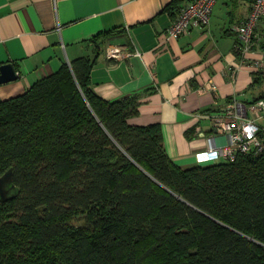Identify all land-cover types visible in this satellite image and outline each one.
Returning <instances> with one entry per match:
<instances>
[{"label": "trees", "instance_id": "trees-1", "mask_svg": "<svg viewBox=\"0 0 264 264\" xmlns=\"http://www.w3.org/2000/svg\"><path fill=\"white\" fill-rule=\"evenodd\" d=\"M112 33L0 99V176L19 188L0 198V264H264V153L179 166L160 124L129 122L141 94L95 93Z\"/></svg>", "mask_w": 264, "mask_h": 264}, {"label": "crops", "instance_id": "crops-1", "mask_svg": "<svg viewBox=\"0 0 264 264\" xmlns=\"http://www.w3.org/2000/svg\"><path fill=\"white\" fill-rule=\"evenodd\" d=\"M220 1L224 13L218 12ZM171 2L0 0V65L12 62L20 75L0 85V99L25 93L64 63L94 56L90 40L112 31L91 71L95 93L105 100L141 94L140 112L129 122L160 124L170 157L183 168L196 165L194 153L205 148L211 126L202 120L198 130L195 112L221 107L233 95L248 103L264 92V81L253 85L255 76L248 65L241 68L236 82L226 75L227 66L239 62L232 25L247 17L253 1L219 0L208 27L193 28L178 38L168 37L176 16L165 10ZM111 45L127 48L132 55L123 60L106 58ZM209 80L218 90L201 92Z\"/></svg>", "mask_w": 264, "mask_h": 264}, {"label": "built area", "instance_id": "built-area-1", "mask_svg": "<svg viewBox=\"0 0 264 264\" xmlns=\"http://www.w3.org/2000/svg\"><path fill=\"white\" fill-rule=\"evenodd\" d=\"M218 1L189 0L181 4L168 28V37L178 38L189 34L193 28L208 27ZM252 1L247 17L231 28L237 36L234 51L239 60L238 64L227 66L226 75L233 82L245 65L253 69L254 75L264 79V0ZM131 55L127 48L116 45L105 50L109 59L123 60ZM217 90L213 80L200 88L201 92ZM194 116L198 130L202 120H208L211 126V132L205 137V148L194 153L196 164L233 162L240 155L264 153V92L257 100L248 103L233 95L223 106L197 111Z\"/></svg>", "mask_w": 264, "mask_h": 264}, {"label": "water", "instance_id": "water-1", "mask_svg": "<svg viewBox=\"0 0 264 264\" xmlns=\"http://www.w3.org/2000/svg\"><path fill=\"white\" fill-rule=\"evenodd\" d=\"M19 72L14 63L8 62L0 65V85L16 81L19 78ZM19 193V188L13 180V170L10 169L0 176V198L1 201H7Z\"/></svg>", "mask_w": 264, "mask_h": 264}, {"label": "rangeland", "instance_id": "rangeland-1", "mask_svg": "<svg viewBox=\"0 0 264 264\" xmlns=\"http://www.w3.org/2000/svg\"><path fill=\"white\" fill-rule=\"evenodd\" d=\"M224 3H222V1H220V4H219V9H218V12H222V13H224V8H220L222 5H223ZM257 57V56H256ZM251 68V67H250ZM251 70H253L252 68H251Z\"/></svg>", "mask_w": 264, "mask_h": 264}]
</instances>
